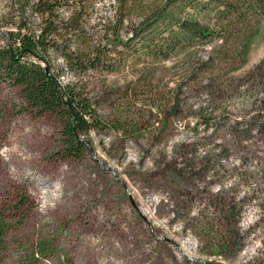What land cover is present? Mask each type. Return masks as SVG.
I'll return each instance as SVG.
<instances>
[{
  "label": "rangeland",
  "instance_id": "374dc122",
  "mask_svg": "<svg viewBox=\"0 0 264 264\" xmlns=\"http://www.w3.org/2000/svg\"><path fill=\"white\" fill-rule=\"evenodd\" d=\"M25 18L0 0L1 45ZM50 62L106 127L65 156L55 114L1 83L0 264H264V17L108 73Z\"/></svg>",
  "mask_w": 264,
  "mask_h": 264
},
{
  "label": "trees",
  "instance_id": "16d2710c",
  "mask_svg": "<svg viewBox=\"0 0 264 264\" xmlns=\"http://www.w3.org/2000/svg\"><path fill=\"white\" fill-rule=\"evenodd\" d=\"M16 2L37 18V24L32 27L25 18L8 36L9 42L0 44V85L19 87L32 113L55 114L62 125L63 154L69 157L88 147L82 135L106 124L93 108L86 83L78 79L61 84L51 53L69 71L108 73L139 56L168 58L183 44L239 33L264 17V0ZM138 45L142 51L134 54L132 48ZM8 234L0 214V253Z\"/></svg>",
  "mask_w": 264,
  "mask_h": 264
}]
</instances>
